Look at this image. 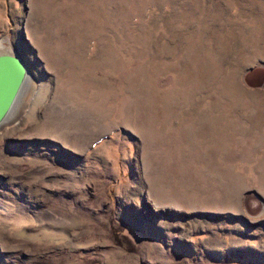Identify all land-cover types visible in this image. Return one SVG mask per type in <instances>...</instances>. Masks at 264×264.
Segmentation results:
<instances>
[{"label":"rangeland","instance_id":"rangeland-1","mask_svg":"<svg viewBox=\"0 0 264 264\" xmlns=\"http://www.w3.org/2000/svg\"><path fill=\"white\" fill-rule=\"evenodd\" d=\"M0 48V264H264V0H0Z\"/></svg>","mask_w":264,"mask_h":264},{"label":"water","instance_id":"water-1","mask_svg":"<svg viewBox=\"0 0 264 264\" xmlns=\"http://www.w3.org/2000/svg\"><path fill=\"white\" fill-rule=\"evenodd\" d=\"M29 80L27 63L12 49L0 50V128L22 98Z\"/></svg>","mask_w":264,"mask_h":264},{"label":"bare ground","instance_id":"bare-ground-1","mask_svg":"<svg viewBox=\"0 0 264 264\" xmlns=\"http://www.w3.org/2000/svg\"><path fill=\"white\" fill-rule=\"evenodd\" d=\"M3 48H0V50H2ZM9 49V48H8ZM28 84V83H27ZM26 88V87H25ZM23 94V93H22ZM21 98V97H20ZM19 101V100H18ZM18 103V102H17ZM17 103H16V105H17ZM16 105H15V107H16ZM15 107H14V109L12 110V112L10 113V115L7 117V119H6V121L8 120V119H10L11 118V116L14 114V111H15Z\"/></svg>","mask_w":264,"mask_h":264}]
</instances>
